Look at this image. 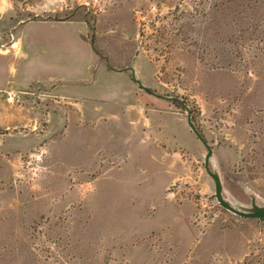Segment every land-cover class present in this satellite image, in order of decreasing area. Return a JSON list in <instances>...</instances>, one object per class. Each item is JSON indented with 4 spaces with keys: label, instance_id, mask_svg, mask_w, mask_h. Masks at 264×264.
I'll return each mask as SVG.
<instances>
[{
    "label": "rangeland",
    "instance_id": "rangeland-1",
    "mask_svg": "<svg viewBox=\"0 0 264 264\" xmlns=\"http://www.w3.org/2000/svg\"><path fill=\"white\" fill-rule=\"evenodd\" d=\"M129 67L264 207V0H0V264H264V221Z\"/></svg>",
    "mask_w": 264,
    "mask_h": 264
},
{
    "label": "water",
    "instance_id": "water-1",
    "mask_svg": "<svg viewBox=\"0 0 264 264\" xmlns=\"http://www.w3.org/2000/svg\"><path fill=\"white\" fill-rule=\"evenodd\" d=\"M100 57L103 58L102 56H100ZM108 65L110 66L109 62H108ZM123 71L131 72L133 81L142 90L148 92L149 94H151L157 98L167 100L170 102H178L185 109V111L187 112V124H188L189 128L191 129V131L196 136V138L202 143V145L207 150V155L205 158V170H206V173L209 175V177L215 183L216 192H215V195L213 196V198L218 202V204L222 208L227 210L228 212H230V213H232L238 217L245 218V219H257L260 222H263L264 221V207L258 206L255 201L252 202V209L240 210V209L232 206L230 203H228L224 199L223 184H222L220 175L218 173L212 171V169L210 167L211 158L213 156V148H212V146H210V144L208 143L206 138H204V136L198 131L196 125L192 121V112H191L190 108L184 103V101L181 99L175 98V97L168 98V97L160 96L156 92L152 91L150 88L144 86L143 83L139 79H137L136 72H135L134 68H132V67L125 68V69H123Z\"/></svg>",
    "mask_w": 264,
    "mask_h": 264
},
{
    "label": "trees",
    "instance_id": "trees-1",
    "mask_svg": "<svg viewBox=\"0 0 264 264\" xmlns=\"http://www.w3.org/2000/svg\"><path fill=\"white\" fill-rule=\"evenodd\" d=\"M59 17V16H58ZM72 17H73V15H71V16H69L68 18H66V20L65 21H73L72 20ZM94 39H93V41H92V47H93V50H94V52L97 54V55H99V56H101L100 55V53L97 51V49L95 48V45H94ZM172 103H174L175 105H177V107L178 108H180V109H182V110H184L185 111V109L178 103V102H172ZM184 103L186 104V101H184ZM187 105V104H186ZM188 106V105H187ZM191 110V109H190ZM186 112V111H185ZM191 112H192V121L194 122V124L196 125V127H197V129H198V131L203 135V132L201 131V129L197 126V123H196V118H195V115H194V113H193V111L191 110ZM204 136V135H203ZM205 138V137H204Z\"/></svg>",
    "mask_w": 264,
    "mask_h": 264
}]
</instances>
